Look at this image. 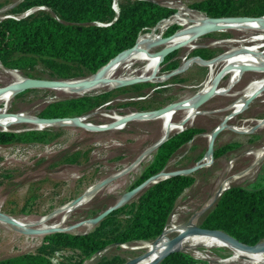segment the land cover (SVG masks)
<instances>
[{
    "label": "rangeland",
    "instance_id": "rangeland-1",
    "mask_svg": "<svg viewBox=\"0 0 264 264\" xmlns=\"http://www.w3.org/2000/svg\"><path fill=\"white\" fill-rule=\"evenodd\" d=\"M117 1L113 4L115 9H117ZM153 1L173 8L174 12L170 16L179 12L180 18L188 19L202 14L189 7L197 0ZM233 1L237 15L229 17L245 16L243 15L245 11L264 4V0ZM18 2L19 0H0V19L8 16L25 17L40 9H29L21 13L11 12L17 7ZM179 7L183 9L179 10ZM42 9L47 10V8ZM172 25L177 27L176 32L184 26L177 23H171L170 26ZM167 28L168 26L160 34L161 38H172L173 35L165 36ZM219 30L223 31L203 32L194 41L169 51L168 53L172 54L171 58L165 62L161 60L157 73L147 80L118 87L96 88L80 94L52 88H26L9 101L7 118L12 120L18 114L41 118L39 114L52 102L106 94L109 99L86 117V124L97 126L113 123L115 121L113 116L125 117L124 114L127 113H149L150 110L161 109L172 103L187 102L202 86L208 72L206 66H201L197 59L212 61V65L217 64L212 68L213 75H216L222 67L218 63L225 61L224 58H219L222 53L237 45L239 41L246 44V40L253 39L256 33L254 30ZM158 48L160 46L155 47L154 50ZM197 48L204 49V53L210 54V57L203 59L192 54ZM216 58L220 60L216 62ZM192 59L196 60L183 71L177 72ZM168 62H174L176 66L166 70ZM0 65L2 66L0 88L13 79V75L6 73L4 69L15 71L25 79L72 81L94 75L87 74L78 66H70L71 77L60 78L39 58H35L31 66L21 69L6 68L1 62ZM142 65V62H136L131 66L129 71L132 76H136L137 72L134 70L140 69ZM175 68H177L176 72L170 74ZM130 72L118 74H130ZM226 73L217 80V88L213 96L199 106L197 114L189 122L182 125L183 128L197 127L203 131L178 149L161 171L163 173L181 171L196 162L203 163L201 167L189 173L193 177V182L175 199L164 228L186 222L222 183L225 189L230 185L250 188L264 183V157L255 160L253 154L246 155L247 152L256 151L264 145V126H255L257 120L264 119V90L248 104H243L241 112L234 111L233 113L236 114L232 115V108L238 103L236 102L238 95L247 89L248 83L258 77V74L246 72L234 81L232 78L234 73L230 77L229 73ZM181 117L182 112L177 111L173 120L178 121ZM158 120H132L121 128L105 130H92L76 125L39 126L29 122L0 127L2 130L15 132L48 128L56 135L55 139L48 143L34 141L0 144V214L15 218L17 222L27 225L25 232H22L0 221V260L20 254L40 253L46 256L51 264H93L101 257H117L116 261L126 264L131 258L144 254L143 243L151 240L133 241L118 246L113 244L92 256L84 257L76 249L54 246L45 241V237L52 232L39 234L36 231L39 228L35 224L46 218V226L59 224L57 228L66 229L71 233H85L92 229L96 223H89L95 218L94 211L118 202L151 159L153 151L138 165L132 167L144 151L160 137L161 122ZM178 124L171 125L174 130L169 133L176 132L181 127ZM221 124L226 126L213 137L209 163L205 164L203 159L210 141L209 134ZM220 148L223 149L219 154H212L214 149L220 150ZM127 167H129L127 171L107 183L93 196L65 211V205L70 201L82 196L97 182ZM135 195L136 193L122 201L121 205L133 201ZM120 217H125V214L121 213ZM195 222L198 226L199 217ZM169 236L173 237L174 233H170ZM263 249L260 256H264ZM184 252L192 258L191 264H244L241 260L227 262L230 253L223 247L196 246Z\"/></svg>",
    "mask_w": 264,
    "mask_h": 264
},
{
    "label": "trees",
    "instance_id": "trees-1",
    "mask_svg": "<svg viewBox=\"0 0 264 264\" xmlns=\"http://www.w3.org/2000/svg\"><path fill=\"white\" fill-rule=\"evenodd\" d=\"M115 2L116 0L19 1L11 12L21 13L39 7L47 10L36 9L25 17L8 16L0 19V62L6 68L21 69L31 66L34 59L39 58L60 78L71 77L70 66H78L87 74L93 75L115 56L131 49L140 33L150 31L161 21L170 18L174 12L173 8L153 0H118L116 14L112 8ZM189 7L211 18L237 15L233 0H197ZM243 15L263 17L264 4L245 11ZM176 29L174 25L168 26L165 36L174 35ZM204 51L197 48L192 54L203 59L209 58L210 54H205ZM171 56V52L164 55L162 61H168ZM166 65L165 69L169 70L176 63L168 62ZM108 99L106 94H102L52 102L39 116H82L93 112ZM202 131L197 127H184L178 132L169 133L152 152L151 159L129 185L128 190L162 171L169 158ZM55 137V133L48 128L21 132L0 129V144L34 141L48 143ZM222 149H214L212 154L217 155ZM192 182L193 177L189 174H175L149 182L136 193L133 201L109 211L88 232L56 231L47 235L45 241L54 246L76 249L84 257L92 256L113 244L118 246L145 240L152 242L162 234L175 199ZM107 207L105 205L94 211L95 216ZM121 213L125 217L121 218ZM198 226L222 231L245 245L262 242L264 183L250 188L228 186L201 213ZM116 258L101 257L93 264H121ZM191 263L190 255L183 251H174L163 257L158 264ZM0 264L51 262L40 253H26L1 259Z\"/></svg>",
    "mask_w": 264,
    "mask_h": 264
},
{
    "label": "bare ground",
    "instance_id": "bare-ground-1",
    "mask_svg": "<svg viewBox=\"0 0 264 264\" xmlns=\"http://www.w3.org/2000/svg\"><path fill=\"white\" fill-rule=\"evenodd\" d=\"M181 9H183V7H179V10ZM180 15L181 14L179 12H175L173 16L158 23L148 33L139 35L136 44L131 49L120 53L114 59L109 61L105 66L99 69L93 76L67 81L64 86L56 87L53 89L65 91L68 93L80 94L96 88L116 87L124 84H132L140 80H147L149 78H153L157 73L158 66L160 62H162L161 60L164 55L179 46H183L194 41L203 32L223 31L219 29L254 30L256 31V33L254 35V38L252 37L253 39L246 40V44H244L243 41H239L237 42V45L229 48L225 53H222V56L219 58H224L225 61H223L222 63H218L221 64L222 67L220 72H218L216 75H213L212 68L217 64L212 65V61L205 62L197 59L198 63L201 66H206L208 72L204 83L195 92L192 99L188 100L187 102L169 104L164 108H161L157 113L153 115L149 114V112L130 114L125 117L113 116L115 121L110 124V128H121L125 123H127V120H144L150 118L160 120L161 135L174 130L171 125H174L175 123H179L178 126L182 127V125L189 122L192 117L197 114L199 106L213 96L217 88V80L222 78L223 74L227 71L228 72L226 74L229 73V77L232 73H234L232 75L234 81L236 79L238 80L240 76H242L246 72H254L258 74V77L254 78L248 83L247 89L238 95V100L236 101L238 103L235 107L232 108L231 114H236L233 113L234 111H236L237 113L241 112L243 104H248L251 99H254L264 90V16L261 18L209 19L204 17L202 14H197L193 18L184 19L180 18ZM171 23H177L184 26L181 30L175 32L172 38L169 37L162 39L160 34L167 26H170ZM159 46L160 48L154 50L155 47ZM194 60L196 59H192L188 64H185L184 67L177 72H181L186 69L187 66L190 65ZM219 60L220 59H217L216 62ZM136 62H142L143 65L140 69L134 70V72H137V74L136 76H132L133 74L129 70L131 66ZM0 68H2L1 65ZM4 71L6 73L12 74L13 79L5 86L0 88V103L2 104V106H0V127H7L13 123L18 122H29L35 123L39 126H50L54 124L76 125L92 130H98V127H94L85 123L87 116L74 119H66L64 121L58 122L53 120H40L29 115L18 114L15 115L14 119L9 120L7 118L8 115H6L8 112V103L18 92H20V90L23 89L26 79L21 77L15 71H10L7 69H4ZM119 72H130L131 75L118 74ZM177 111L182 112V117L180 118V120L174 121L173 116ZM225 126V124H221L209 134L210 141L205 153L206 156L203 159V162L205 164L209 163L208 161L211 154L212 138L217 132L225 128ZM255 126H264V119L257 120ZM152 151L153 150H149V148L145 150L144 153L133 163L132 167L138 165V163L141 162L146 157V155H148ZM248 154H253L255 160L261 159L262 157H264V145L256 151H249L246 153V155ZM154 179L155 178H153L152 180ZM97 188L98 184L90 187L80 199L71 201L69 205H67L66 209H68L69 207H74L76 204L78 205V203H82L83 201L90 198L95 194ZM223 188L224 183L219 185V187L213 192L212 196L205 202V204L200 209H198V211L193 213L186 222L164 228L162 234L154 241L143 243L144 245H142L145 248V253L140 257L138 261L133 264H149L170 246L171 239L175 236L178 237L172 242L171 245V248L175 251L184 252L185 250L193 249L196 246H202L204 248L218 246L226 248L229 251L230 255L226 259L227 262L241 260L244 264H264V256H260V252L264 248V241L258 243L254 248L248 249L236 246L223 238H215L216 236L212 234L194 231V228L196 227L195 221L201 215V211L203 210V208L208 205L218 194V192ZM127 197L128 194L124 195L122 199H125ZM45 219L46 218L35 224L40 229V231L39 229H36L37 233L39 234H43L51 230L52 228H57L59 226V224H57L48 227L45 225ZM7 220L8 217L4 215L0 216V221L9 224ZM91 223L92 222L90 221L89 224ZM9 225L13 229L22 232H25L27 227L26 224H23L21 222H19V226H14L11 224ZM170 233H174V236L170 237Z\"/></svg>",
    "mask_w": 264,
    "mask_h": 264
},
{
    "label": "water",
    "instance_id": "water-1",
    "mask_svg": "<svg viewBox=\"0 0 264 264\" xmlns=\"http://www.w3.org/2000/svg\"><path fill=\"white\" fill-rule=\"evenodd\" d=\"M19 1H21V0H19ZM40 9H42L43 7H39ZM115 11H116V9L114 8V7H112ZM116 14H117V11H116ZM258 17H260V16H258ZM258 17H249V16H242V17H221V18H209V19H228V18H258ZM166 38V37H165ZM165 38H162V39H165ZM124 51V50H123ZM122 52V51H121ZM116 57V56H115ZM178 68V67H177ZM177 68H175V69H173L172 71H170V74H173L174 72H175V70H177ZM67 81H64V80H45V79H33V78H26V82H25V84H24V86H23V89L22 90H24V89H26V88H56V87H61V86H64L65 85V83H66ZM124 85H126V84H124ZM119 86H123V85H119ZM116 87H118V86H116ZM22 90H20V91H22ZM160 110V108H157V109H154V110H150L149 112V114H155V113H157L158 111ZM131 113H127V114H124L125 116H127V115H130ZM84 116H88V114H86V115H82V116H79V117H75V118H80V117H84ZM37 118V117H36ZM38 119H40V120H53V121H64V120H66V119H74V118H38ZM151 119V118H150ZM129 121H132V120H127V122H129ZM110 124H112V123H107V124H102V125H94V127H98V130H105V129H109L110 128ZM183 129V127H180L179 129H177V131L176 132H178V131H180V130H182ZM167 135H168V133H164L163 135H161L152 145H150V147H149V150H155V148L160 144V143H162V141H164L165 139H166V137H167ZM215 136V135H214ZM212 140H213V138H212ZM203 164V163H202ZM202 164L200 163V162H196L195 164H193V165H191V166H189V167H187L186 169H184V170H181V171H173V172H169V173H163V172H159V173H157L156 175H154V176H152V177H150V178H148L147 180H145V181H143L142 183H140L139 185H137V186H135V187H133L132 189H130V190H128L127 191V193L126 194H128V197L127 198H129V197H131V196H133L135 193H137L138 191H140L142 188H144L149 182H155L156 180H158V179H161V178H166V177H169V176H171V175H175V174H189V173H191L192 171H194V170H196V169H198L199 167H201L202 166ZM128 168L129 167H127V168H125V169H123V170H120V171H118V172H116L115 174H112V175H110V176H108V177H106V178H104L103 180H101V181H99V182H97L95 185H97L98 184V188H97V190L95 191V193L96 192H98L103 186H105L107 183H109V182H111L113 179H115L117 176H119V175H121V174H123L125 171H127L128 170ZM153 178H155L154 180H152ZM225 188H223V189H221L219 192H218V194L214 197V199L208 204V205H206L204 208H203V210L201 211V212H203V211H205L207 208H209L210 206H211V204L214 202V200L216 199V197L220 194V192L221 191H223ZM125 194V195H126ZM93 196V195H92ZM124 196V195H123ZM123 196L119 199V201L118 202H116L115 204H113V205H110V206H108L103 212H101V213H99L97 216H95V218L94 219H92L91 220V222L93 223V224H95V223H97L102 217H104L109 211H111L112 209H114V208H116V207H118L119 205H121V203H122V201H124L125 199H127V198H125V199H122L123 198ZM82 196H79V197H77L76 199H74L73 201H76V200H78V199H80ZM71 202V201H70ZM69 202V203H70ZM69 203L67 204V205H69ZM81 204V202L80 203H78V205H80ZM67 205H65V209L67 208ZM77 204L75 205V206H78ZM72 209V207H69L68 209ZM64 209V208H63ZM0 216H1V214H0ZM7 222L9 223V224H11V225H14V226H19V222H17L16 220H15V218H12V217H8V220H7ZM56 231H66V229H59V228H52L51 230H49V231H47V232H56ZM194 231H196V232H203V233H209V234H212V235H214V236H216V237H220V238H223V239H225V240H227V241H229V242H231V243H233L234 245H236V246H239V247H243V248H248V249H252V248H254L258 243H260V242H258V243H256L255 245H245V244H242V243H240V242H238V241H236L234 238H232L231 236H229V235H227L226 233H224V232H222V231H219V230H208V229H205V228H201V227H199V226H196L195 228H194ZM178 236H175L174 238H172L171 239V244H170V246L165 250V251H163V253L162 254H160L156 259H154L153 261H151L149 264H158L159 263V261L163 258V257H165L168 253H171V252H174L175 250H173L172 248H171V245H172V242L177 238ZM264 241V240H263ZM143 255V254H142ZM142 255H140V256H137V257H134V258H131L130 260H128L127 262H126V264H133V263H135L136 261H138L139 259H140V257L142 256Z\"/></svg>",
    "mask_w": 264,
    "mask_h": 264
}]
</instances>
